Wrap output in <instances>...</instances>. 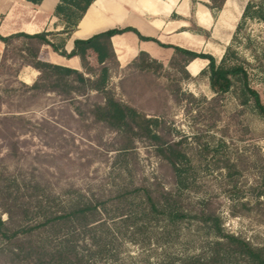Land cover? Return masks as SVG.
<instances>
[{"label": "trees", "instance_id": "trees-1", "mask_svg": "<svg viewBox=\"0 0 264 264\" xmlns=\"http://www.w3.org/2000/svg\"><path fill=\"white\" fill-rule=\"evenodd\" d=\"M26 1L33 5L41 2ZM93 1L59 0L54 16L63 30L58 34L69 36ZM225 2L207 0L205 6L211 12H218ZM263 3L264 0L258 4L248 0L241 18L256 19L264 25ZM126 31L135 32L130 28H116L85 40H73L69 53L64 51L63 39L58 44L54 43L55 34L50 32L0 36L4 48L12 41H22L16 50L20 60L16 72L23 67H31L38 73L29 86L20 85L26 93L31 97L52 93L62 103L73 106V114L81 121L89 119L92 125H100L110 131L113 136L109 151L114 152V156L109 162V174H115L108 191L104 187L110 176L102 180L96 194L89 188L84 190L71 183L53 188L43 176L15 174L0 168V264H113L118 253L113 247L121 229L132 238L142 228L189 220L213 236V240L206 243V252L179 261L166 260L154 264H264V245H254L239 235L225 232L209 199L196 204L187 199V193L197 187V175L200 168H206L208 162L205 161L210 156L214 162L211 169L224 173V189H230L227 191H231L237 200L230 207L229 214L233 217L253 215L258 223L264 224V200L261 201L264 196V160L259 156V148L252 145V153L257 156L250 164L241 154L244 152H237L235 161L231 162L224 152L222 139L213 149L203 145L198 134L192 138L194 146L184 136L175 140L171 128L162 118L156 114L148 117L121 101L110 87L114 71L121 73L118 86L125 92L126 84L136 86L143 77L159 76L165 67L174 71V74L165 72V76L172 80L198 81V78L187 74L185 66L196 58L205 59L208 61L207 69L199 77H207L213 93L211 99L196 98L182 92L177 83L168 88H171L174 102L187 103V113L190 106H195L192 121L197 133L203 131L200 127L214 129L222 123L220 133L227 136L229 124L225 123L221 103L231 91L240 106L250 107L264 121V105L259 94L249 86L248 73L243 66L248 62L240 58L231 46L224 48L218 64L209 55L172 47L173 55L166 66L140 52L120 69L110 38ZM238 31L239 24L233 36ZM202 35L208 39L207 33ZM42 45L49 46L64 58L78 57L82 72L39 60ZM87 51H92L95 56L92 64L86 61ZM5 59L3 49L0 65ZM26 126L27 121L20 115L0 113V141L6 143L5 157L20 154L13 138L17 134L24 135ZM238 141L253 140L238 138ZM136 143L152 150L161 180L155 178L150 182L143 176L135 179V171L140 170ZM249 164L257 176L244 188L240 182ZM165 184H170V188L165 189ZM245 196L253 204L247 200L240 201ZM2 214L6 216L5 220L1 219Z\"/></svg>", "mask_w": 264, "mask_h": 264}, {"label": "rangeland", "instance_id": "rangeland-1", "mask_svg": "<svg viewBox=\"0 0 264 264\" xmlns=\"http://www.w3.org/2000/svg\"><path fill=\"white\" fill-rule=\"evenodd\" d=\"M248 0H227V13L225 21H230L232 29L228 37V46H231L238 56L248 62L243 65L248 73L249 86L260 96L264 105V25L256 19L243 20L241 14ZM260 0H253L258 4ZM264 6V3H263ZM234 9L232 16L228 10ZM240 31L234 36L236 25ZM233 36V39H232ZM58 44L59 40L54 41ZM22 45L21 40L12 41L6 46L5 61L0 65V113L20 115L27 121V131L24 135L17 134L13 140L17 141L20 154L5 157L7 151L4 142L0 141V168L12 173H33L43 176L51 187L58 188L69 183L86 190L89 188L97 194L102 180L108 178L109 162L114 152L109 151L112 134L100 125H92L90 120L81 121L73 114V106L62 103L52 93L37 94L34 97L26 93L21 84H26L16 72L20 60L16 50ZM0 49V54L3 51ZM257 57H256V56ZM94 63V62H93ZM174 74V71L164 68L161 75H149L143 77L136 86L126 84L124 91L118 86L121 78L119 71H114L111 78V90L121 101L134 106L148 117L158 115L172 130V137L177 140L180 136L187 138L193 145L192 138L198 134L201 143L208 148H215L220 139L225 142V153L231 162L235 161L237 152L254 163L255 153H252V145L260 150V157L264 160V121L248 106H240L239 100L231 91L222 100L225 123L229 124L228 135L220 133L222 123L216 128L200 127L202 132L197 133L193 126L195 106H190L187 113V103H176L171 98L172 84L182 92L189 93L184 81L172 80L165 76L166 73ZM178 77L177 75H175ZM177 81V82H176ZM199 80L198 83H201ZM28 86L31 84L27 83ZM123 92V93H122ZM191 94V93H190ZM194 96V95H193ZM211 99L213 95L198 94L194 97ZM1 131V127H0ZM244 134V135H243ZM238 138L249 139L252 142H240ZM136 154L140 170L135 171V179L145 177L148 181L160 179L157 159L152 150L141 143H136ZM208 165L200 168L197 175L195 189L187 193V199L196 204L203 199H209L216 214L221 220L225 232L239 235L254 245H264V224L257 222L253 215L236 216L229 214L230 207L237 200L233 197L230 189H224L222 171L211 169L210 156L206 158ZM244 171L240 184L247 188L254 176L255 169L250 166ZM134 173V172H133ZM134 173V174H135ZM141 175V176H140ZM111 174L104 189L111 187ZM158 179V180H159ZM170 182V179L166 177ZM165 189L170 184H165ZM249 201L248 197L240 201ZM264 200V196L261 201ZM253 204L252 201H249ZM5 220L6 216L1 215ZM213 240L204 229L198 227L192 220L179 224L158 223L150 227L142 228L132 238L123 229L117 234L114 247L117 257L113 264H154L166 260L179 261L206 252V243ZM109 264V263H106Z\"/></svg>", "mask_w": 264, "mask_h": 264}, {"label": "crops", "instance_id": "crops-1", "mask_svg": "<svg viewBox=\"0 0 264 264\" xmlns=\"http://www.w3.org/2000/svg\"><path fill=\"white\" fill-rule=\"evenodd\" d=\"M227 1V0H226ZM59 0H41L33 5L26 0H0V36L17 33L28 35L41 32L54 33L53 42L64 41V51L69 53L73 40H85L109 29L130 28L122 34L112 36L110 44L120 69L127 66L140 52L166 66L173 55L172 47L211 56L218 64L228 43L232 29L225 21L227 10L211 12L207 0H94L69 36L58 34L62 24L54 16ZM234 9H229L232 16ZM208 35L206 39L203 35ZM55 43V42H54ZM4 45L0 42V49ZM1 51V50H0ZM39 60L82 72L78 57L64 58L47 45H42ZM86 61L95 62L92 51H87ZM208 61L196 58L185 66L187 74L198 81H185L189 93L213 95L207 77L200 73L207 69ZM20 79L32 83L38 73L31 67L19 71Z\"/></svg>", "mask_w": 264, "mask_h": 264}]
</instances>
